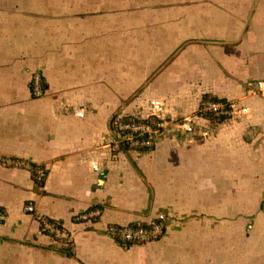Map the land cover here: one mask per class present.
Returning <instances> with one entry per match:
<instances>
[{
  "label": "crops",
  "instance_id": "obj_1",
  "mask_svg": "<svg viewBox=\"0 0 264 264\" xmlns=\"http://www.w3.org/2000/svg\"><path fill=\"white\" fill-rule=\"evenodd\" d=\"M259 81L264 0H0V264H264ZM204 96L237 111L213 122ZM153 112L168 126L153 150L116 146L115 115ZM28 202L71 234L72 255ZM158 212V241L105 231Z\"/></svg>",
  "mask_w": 264,
  "mask_h": 264
},
{
  "label": "built area",
  "instance_id": "obj_2",
  "mask_svg": "<svg viewBox=\"0 0 264 264\" xmlns=\"http://www.w3.org/2000/svg\"><path fill=\"white\" fill-rule=\"evenodd\" d=\"M253 85L255 90L264 94V81H259ZM45 89L46 83L42 72L40 70L34 71L30 80L31 94L34 97H42L45 94ZM199 110L205 115L213 114L225 116L226 118L232 117L237 111L233 102L223 99L202 101ZM111 125L116 146L138 152L153 150L160 137L168 130L166 121L156 112L146 116L115 115ZM183 126L181 125V127ZM5 163L27 168L33 173L35 181L39 184H43L47 178L48 172L43 166H34L23 160H6ZM24 211L36 214L34 203H26ZM99 214V209H91L76 215L75 220L83 221L91 217H97ZM4 219L5 212L0 210V221ZM36 219L40 222L43 231L50 234L55 241L66 247L72 245L71 234L61 223L40 214H36ZM167 227V214L158 212L149 220H137L129 224H110L106 226L105 231L123 246L129 247L160 240L165 236ZM251 227L252 225H249V228Z\"/></svg>",
  "mask_w": 264,
  "mask_h": 264
},
{
  "label": "trees",
  "instance_id": "obj_3",
  "mask_svg": "<svg viewBox=\"0 0 264 264\" xmlns=\"http://www.w3.org/2000/svg\"><path fill=\"white\" fill-rule=\"evenodd\" d=\"M209 99H214V98H210V97H208V96H204V98H203V101H206V100H209ZM206 116H208L213 122H221V121H223V120H225L226 119V117L225 116H216V115H213V114H207ZM42 185V184H41ZM66 252H68L69 254H71L72 255V253H71V249H70V246H64V247H62Z\"/></svg>",
  "mask_w": 264,
  "mask_h": 264
}]
</instances>
